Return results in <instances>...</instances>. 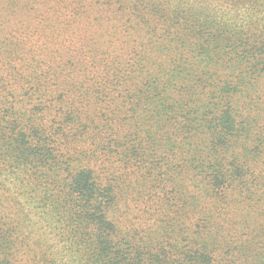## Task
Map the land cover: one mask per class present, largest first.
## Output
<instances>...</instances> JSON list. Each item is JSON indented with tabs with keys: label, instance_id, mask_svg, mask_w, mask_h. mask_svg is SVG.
Masks as SVG:
<instances>
[{
	"label": "trees",
	"instance_id": "16d2710c",
	"mask_svg": "<svg viewBox=\"0 0 264 264\" xmlns=\"http://www.w3.org/2000/svg\"><path fill=\"white\" fill-rule=\"evenodd\" d=\"M0 264H264V0H0Z\"/></svg>",
	"mask_w": 264,
	"mask_h": 264
},
{
	"label": "rangeland",
	"instance_id": "374dc122",
	"mask_svg": "<svg viewBox=\"0 0 264 264\" xmlns=\"http://www.w3.org/2000/svg\"><path fill=\"white\" fill-rule=\"evenodd\" d=\"M259 16H257V18H258ZM132 196L133 197H137V195H135V194H132ZM136 214H135V217H137L138 215L137 214H139V210L138 209H136ZM132 216H134V215H132Z\"/></svg>",
	"mask_w": 264,
	"mask_h": 264
}]
</instances>
